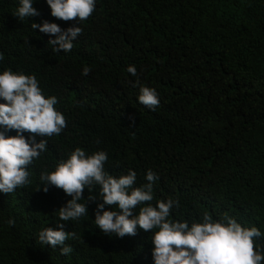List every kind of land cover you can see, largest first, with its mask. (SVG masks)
<instances>
[{"label":"trees","instance_id":"trees-1","mask_svg":"<svg viewBox=\"0 0 264 264\" xmlns=\"http://www.w3.org/2000/svg\"><path fill=\"white\" fill-rule=\"evenodd\" d=\"M95 4L87 20L64 22L51 16L46 0H33L40 15L23 20L15 16L20 0H0V73L34 75L67 124L59 135L37 137L47 145L28 166L30 183L0 193V264H154L158 229L118 238L95 225L99 185L85 188L79 201L88 215L59 220L71 197L40 177L76 148L105 152L104 170L113 177L134 171L133 187L147 183L148 170L155 173L152 206L178 202L169 220L191 226L205 212L213 221L227 214L256 227V248L264 250V0ZM42 21L82 28L70 52H53L54 37L32 29ZM85 67L91 71L82 75ZM142 86L158 94L154 111L138 101ZM59 223L76 234L65 242L72 249L66 256L38 239Z\"/></svg>","mask_w":264,"mask_h":264},{"label":"clouds","instance_id":"clouds-1","mask_svg":"<svg viewBox=\"0 0 264 264\" xmlns=\"http://www.w3.org/2000/svg\"><path fill=\"white\" fill-rule=\"evenodd\" d=\"M52 17L64 21H85L95 11V0H46ZM33 0H20L15 16L20 20L39 16L32 6ZM76 25H78L76 23ZM32 29L50 35L48 44L54 46L53 52H70L73 41L82 33L79 26L62 30L57 24L42 21L32 23ZM0 54V60H3ZM127 72L137 75L135 66H128ZM91 69L83 68L82 75ZM0 193L9 194L19 187L29 184L28 166L38 159L46 150L47 141L37 137L59 135L67 126L65 117L56 110V97L43 95L34 75L14 73L5 70L0 73ZM140 104L150 110L159 107L160 101L155 89L140 87L138 96ZM15 130V136L5 133ZM28 133L26 139L23 135ZM108 156L103 151L87 155L84 150L76 148L66 161H61L50 173L41 174L43 184L54 186L70 196L71 199L58 209L60 221L78 220L88 215L86 204L79 203L85 188L91 190L93 185L101 188L102 203L96 205L95 225L105 235L114 234L118 238L135 236L137 229L151 232L154 264H262L264 250H257L255 240L261 237L256 227L245 228L225 214L221 221H213L205 212L202 222L192 223L169 220L170 211L177 201L171 199L158 201L152 206L153 184L158 177L151 170L146 173L147 183L133 187L136 173L129 171L119 178L105 172L104 164ZM45 193L48 187L42 189ZM88 201H96L92 195ZM118 207L119 212L105 210L106 206ZM139 207L138 213L134 210ZM136 213L133 215V213ZM131 217V218H130ZM12 225L14 221L9 220ZM59 230L45 228L38 234L42 245L53 249L59 248L61 255H68L72 249L66 245L69 237L75 233L63 230L64 225H57Z\"/></svg>","mask_w":264,"mask_h":264}]
</instances>
